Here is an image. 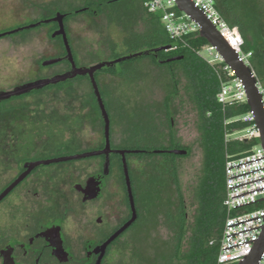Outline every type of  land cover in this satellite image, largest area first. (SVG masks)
Wrapping results in <instances>:
<instances>
[{"label":"rangeland","instance_id":"374dc122","mask_svg":"<svg viewBox=\"0 0 264 264\" xmlns=\"http://www.w3.org/2000/svg\"><path fill=\"white\" fill-rule=\"evenodd\" d=\"M100 1L104 0H0V29L27 25L36 16L40 20V16L56 15L60 10L77 9L88 3L93 13L98 11L97 15L77 13L67 19L68 42L77 65H91L138 51L148 29L143 20L141 2L117 0L98 7L96 3ZM256 4V21L262 28L264 0H256ZM48 28H30L0 38V87H12L33 79L36 74L34 62L39 57L59 56L63 51L62 41L51 37ZM247 39H251V34ZM201 52L212 58L204 49ZM247 59L251 62V57ZM67 62L59 61L47 67L45 73L65 71ZM111 68L122 73H100L97 78L109 117L112 142L122 144L124 149H161L171 143V123L173 138L190 150L189 155L175 162L188 222L191 223L197 206L194 190L202 168L195 109L180 88L179 95L170 98L169 115L165 107L166 96L171 91L169 70L146 56L122 61ZM179 78L183 83L180 74ZM57 85L60 86L46 90L42 95L46 96V108L59 104L62 113L61 125H58L62 138L58 141V137L52 135L49 138L51 148L48 149L57 147V152L63 156L85 152V148H93L101 139V114L93 89L86 79L50 86ZM36 124L40 126L42 122ZM258 144L259 139L252 147ZM114 160L113 169L119 174V164ZM128 162L138 217L112 245L104 264H167L174 251L173 220L177 213V192L171 165L163 155L128 156ZM99 163V158L92 157L64 165L78 168L79 179H82ZM119 192L123 220L127 214L123 179Z\"/></svg>","mask_w":264,"mask_h":264},{"label":"flooded vegetation","instance_id":"af4514ba","mask_svg":"<svg viewBox=\"0 0 264 264\" xmlns=\"http://www.w3.org/2000/svg\"><path fill=\"white\" fill-rule=\"evenodd\" d=\"M89 8L90 5L86 3L80 8L60 10L59 13L66 15L70 11L82 10L79 13L91 14ZM59 13L40 16V20L36 16L28 24L41 22L33 28L48 26L51 34L58 28L54 18ZM45 20L49 21L43 22ZM66 20L64 25L67 29ZM11 29L14 28L3 26L0 33ZM251 30V64L259 70V80L262 78L263 81H260L264 83V27L261 28L255 21ZM8 35L11 34L0 38ZM64 54L62 51L59 56L39 57L34 62L36 74L33 79L12 87H0V92L11 91L18 85L69 70L67 62L68 68L65 71L45 73L47 67L58 62L46 65L43 62ZM96 81L100 88L97 77ZM59 86H50L48 89L44 87L0 100V264H94L99 255V252H95L96 247L130 217L122 168L119 166V174L113 169L114 159L120 157L119 153H109L107 173H104L103 168L105 155L92 156L100 159L99 166L82 179H79L78 168L64 165L69 161H52L63 156L57 152V147L48 149L51 148L52 141L49 138L52 135L58 137V141L62 138L58 130L62 113L59 104H54V108H46V96L42 95L44 91ZM37 122L42 124L37 126ZM76 129H80L79 125ZM99 142L93 148H85V151L101 150L104 147L102 117ZM110 148L124 149L122 144L112 142L111 131ZM136 150L147 151L141 148ZM78 160L82 159L70 161ZM122 179L127 205V214L123 220L122 195L119 192L120 189L122 191ZM126 230L106 246L100 264H104L112 245Z\"/></svg>","mask_w":264,"mask_h":264},{"label":"trees","instance_id":"16d2710c","mask_svg":"<svg viewBox=\"0 0 264 264\" xmlns=\"http://www.w3.org/2000/svg\"><path fill=\"white\" fill-rule=\"evenodd\" d=\"M114 1L117 0H104L96 4L99 7L102 4L106 5ZM144 1L145 0H141L142 3ZM213 2L220 16L230 26H236L240 31L243 38V50L250 51L252 46L250 40L247 39V35L252 31L253 22L256 20L258 21L256 0H213ZM83 10L85 11V9ZM79 12L83 11H70L64 16V19L66 20L69 16H73ZM144 12L149 29L142 38L141 46L137 48V50L175 43V47L172 49L158 52V60L161 62H158L153 55H144L150 58L155 64L166 66L169 70L171 91L167 94L165 100L167 112L170 115V98L178 96L180 88H182L187 95L196 111V129L200 136V145L202 149V168L201 175L199 176L198 183L194 190L197 206L192 222H188L187 206L178 178L177 163L175 162L176 159L189 155L190 150L180 145L173 138L174 132L171 123V143L169 146H164L162 148L187 149L188 153L185 155H176L167 152L127 153L126 159L129 173L130 166L128 156H165L166 160H168L171 165V175L177 192V213L173 220L175 245L173 254L167 264H216L222 227L226 217V211L223 206L225 192V159L227 155H240L249 152L257 140L235 138V132L246 127L239 118L249 110V106L246 102H238L223 107L222 104L217 101L216 95L220 89L221 83L228 81L229 77H227L225 71L222 70L223 63L211 65L197 53L209 44L206 39L196 32L185 35L182 42L172 40L163 27L160 15L158 13H149L146 9ZM91 13L92 15H97L98 11L96 13ZM64 28L67 34L65 25ZM55 38H59L62 41L61 36H56ZM67 38L69 40L68 34ZM63 51L65 53L64 45ZM144 56L140 57L144 58ZM172 57L180 58L165 61ZM252 69L259 79V70L256 67H252ZM99 71L121 74L114 68ZM98 73L99 72H96V74H94L95 78ZM179 74L184 79L183 83L179 78ZM73 79H86L89 82L86 76H78ZM68 81L73 82L72 79ZM68 81H65L64 84L68 83ZM116 158L121 167V156H117ZM185 246L186 249H184Z\"/></svg>","mask_w":264,"mask_h":264},{"label":"built area","instance_id":"2783aa9c","mask_svg":"<svg viewBox=\"0 0 264 264\" xmlns=\"http://www.w3.org/2000/svg\"><path fill=\"white\" fill-rule=\"evenodd\" d=\"M206 18L216 27L240 62L251 67L247 58L250 51L243 50V38L236 26H230L214 7L213 0H191ZM149 13H158L170 39L183 41L190 33H199L200 26L187 14L179 10L175 0H145L142 3ZM212 58L197 53L211 65L220 64L229 80L222 82L216 95L222 106L246 102V92L235 72L224 62L213 46L203 48ZM253 71V69H252ZM254 73V71H253ZM254 75H256L254 73ZM257 78V76H256ZM256 87L264 110V83L257 78ZM246 127L235 132V138L259 139L255 114L249 110L240 116ZM225 189L223 206L226 217L222 227L216 264H238L247 256L259 238L264 224V148L260 141L257 147L240 155H227L224 163ZM256 264H264V250Z\"/></svg>","mask_w":264,"mask_h":264},{"label":"water","instance_id":"95a60500","mask_svg":"<svg viewBox=\"0 0 264 264\" xmlns=\"http://www.w3.org/2000/svg\"><path fill=\"white\" fill-rule=\"evenodd\" d=\"M176 4L182 12L187 14L192 20H194L199 26V35L206 39V41L215 48V50L221 55L224 62L235 72V76L242 82L245 92H246V103L248 104L249 108L254 112L255 114V122L259 129V141L261 146L264 148V110L262 108L261 104V96L258 92V89L256 87L257 78L256 75H254L252 69L250 66L244 64L243 62H240L237 59L236 53L233 51V49L228 45V43L221 37L216 27L206 18V16L201 12L198 8H196L193 5V2L191 0H175ZM65 14L59 13L54 20L58 24V28L53 31L51 34V37L61 36V39L63 41L65 54L49 59L45 62H43L44 65L46 64H52L59 61L66 60L69 62L70 69L54 75L52 77L47 78H40L37 80H33L21 85L16 86L13 90L7 91V92H0V100L4 98H8L15 95H20L25 92L34 91L40 88L48 87L50 85H55L57 83L65 82L68 80H71L78 76H86L91 84V87L93 89L94 95L96 97V101L98 103V107L100 110V114L104 123V147L101 150H93V151H85L80 153H75L71 155H66L59 157L52 161H58V162H64V161H70V160H77V159H83L87 157L97 156L100 154L105 155L103 168L104 173L108 172L109 169V153L110 152H116L119 153L121 156V168H122V174L125 182L126 192H127V198H128V204L130 208V217L129 219L122 224V226L115 231L105 242L98 245L95 249V252H99V255L95 261L94 264H100L101 260L103 258L106 246L114 240L121 232L126 230L137 218V210H136V204L134 199V194L132 190V183L130 180V174H129V168L128 163L126 159L127 153H138L141 152V150H130V149H111L110 148V122L108 113L106 111V107L104 105L103 99L100 94V90L95 78V72L99 70H106L111 67H117L118 64L122 61L138 58L140 56L144 55H153L158 62H161L158 60V52L159 51H165L168 49H172L175 47V43L167 44V45H160V46H153V47H146L142 48L136 52L129 53L126 55H123L121 57H117L114 59L99 61L95 64L91 65H85V66H77L71 47L68 42L67 34L64 28V18ZM50 20V19H49ZM49 20H45L43 22H48ZM41 22L31 23L24 26L16 27L14 29H11L9 31L0 33V36L7 35V34H13L17 33L26 29H30L33 27H36ZM180 57H172L169 59H166L165 61H171L179 59ZM118 70V69H117ZM147 153H160V152H167V153H173L176 155H185L188 153L187 149H168V150H147L145 151ZM45 161V162H49ZM263 200L264 199H260ZM264 205V204H263ZM264 250V224L262 226L261 234L259 238L255 241L251 252L245 256L242 260L238 262V264H256L261 253Z\"/></svg>","mask_w":264,"mask_h":264},{"label":"crops","instance_id":"0c3cea01","mask_svg":"<svg viewBox=\"0 0 264 264\" xmlns=\"http://www.w3.org/2000/svg\"><path fill=\"white\" fill-rule=\"evenodd\" d=\"M138 1H140L141 2V0H138ZM141 7H142V11H143V20L145 21V23L147 24V21H146V19H145V12H144V7H143V5H142V2H141ZM96 14H94L93 16H95ZM68 22V20L66 21V23ZM147 28L149 29V25L147 24ZM147 29V30H148ZM147 33V32H146ZM68 37H69V35H68Z\"/></svg>","mask_w":264,"mask_h":264}]
</instances>
